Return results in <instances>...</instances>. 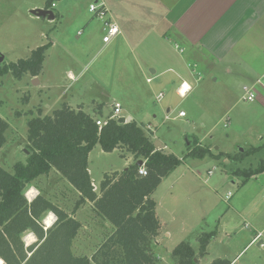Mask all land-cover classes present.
Here are the masks:
<instances>
[{"label":"rangeland","instance_id":"rangeland-1","mask_svg":"<svg viewBox=\"0 0 264 264\" xmlns=\"http://www.w3.org/2000/svg\"><path fill=\"white\" fill-rule=\"evenodd\" d=\"M49 1L0 0V55L3 57L0 65L27 57L31 48L54 43L46 53L38 77L46 86L36 85L28 74L15 79L7 72L0 78V116L8 123L6 140L0 148V166L12 172L15 162H26V122L31 116L28 111L36 115L40 106L44 113L51 114L63 101H69L73 107L83 102L85 112L105 120L118 102L120 114L135 119L154 145L182 158L152 193L161 223L157 234L159 244L154 246V240L151 244L157 264H176L171 252L181 241L188 242L194 255H198L197 235L202 231L214 234L198 264H209L215 258L230 264H264V246L257 245L259 239H264V171L252 174L245 181L242 174L233 172L237 168L255 170L264 159V145L239 161L213 155L184 156L185 137L190 141L199 139L211 153L221 150L229 154L239 153L240 147H236L235 141L252 139L253 136L232 125L223 126L227 120L218 109L215 95L218 88L214 86L206 96L197 89L183 98L176 97L169 111L162 110L146 95L144 79L138 78L135 61L138 52L128 49L125 43H114L113 38L103 42V20L109 15L88 11V4L96 0H53V11L57 14L53 20L30 12L33 6L44 8ZM104 1L110 9L112 0ZM67 70L76 78L67 76ZM97 104L102 106L98 115L94 113ZM180 110L184 116H178ZM247 147L244 148L250 150ZM131 163L133 159L125 150L106 152L96 144L88 154L94 190L98 193L105 173L120 172ZM30 184L80 222L74 240L76 255L95 252L113 231L109 221L90 201L73 212L79 193L54 168ZM30 192L26 191L25 195L31 199ZM55 219L54 215L44 217L50 224ZM42 224L46 228L43 220ZM254 232L261 235L252 242ZM26 239L29 236L25 235V242Z\"/></svg>","mask_w":264,"mask_h":264},{"label":"trees","instance_id":"trees-1","mask_svg":"<svg viewBox=\"0 0 264 264\" xmlns=\"http://www.w3.org/2000/svg\"><path fill=\"white\" fill-rule=\"evenodd\" d=\"M52 2L50 0L45 7H50ZM49 47L50 42L44 43L31 49L27 57L0 65V78L7 72L15 79H21L25 74L36 77L42 70ZM94 113L101 114L99 106ZM30 115L26 122V162H15L12 172L0 166V258L3 264H157L151 244L159 233L160 221L152 193L182 158L157 149L138 123L133 119L125 122L123 116L111 118L109 115L106 123L98 127V116L95 118L93 114L65 103L51 114H42L38 110L36 115ZM7 127V121L0 116V148L5 143ZM193 140L188 139L186 157L213 155L240 160L256 150L234 155L213 154L209 147ZM96 144L106 152L125 150L133 159L126 169L105 173L99 182L98 193L88 170V154ZM137 160L143 161L145 174L138 172ZM52 168L79 193L73 212L85 201H90L113 226L111 234L91 257L75 255L71 250L80 228L78 220L41 194L30 201L25 196L29 184ZM260 171H264V159L255 170H233L244 176L243 181ZM49 211L56 219L45 229L42 220ZM27 232L33 233L36 240L25 246L22 238ZM213 234L209 231L198 235L200 256L206 253ZM171 254L176 258V264H197L187 242L178 243ZM210 264H229V261L215 259Z\"/></svg>","mask_w":264,"mask_h":264},{"label":"crops","instance_id":"crops-1","mask_svg":"<svg viewBox=\"0 0 264 264\" xmlns=\"http://www.w3.org/2000/svg\"><path fill=\"white\" fill-rule=\"evenodd\" d=\"M112 2L115 7L111 4L109 17L120 30L119 34L112 37L114 43H125L128 49L138 52L139 57H135L139 68L138 78L144 79L146 95L153 102L167 112L176 97L183 98L197 89L202 90L203 96L210 95L211 88L216 86L218 109L227 120V124L223 123V126L232 125L236 130L254 137L244 139L242 142L235 141L236 147H240L238 152L247 150L244 148L247 145L248 149H256L255 151L264 145V87L257 86L254 101L241 99L242 86L252 84L264 75V0H112ZM147 40L149 41L146 42ZM53 44L50 43L48 49H51ZM143 66L145 68H142ZM66 75L75 77L70 70L66 71ZM38 77L39 75L29 76L32 81L35 78L36 85L46 86ZM182 82L190 86L189 92L183 97L178 92ZM159 93L163 95L160 100L157 99ZM62 103L84 111L83 102H79L76 107L69 101ZM98 106L101 110V104H97L94 112ZM37 108L41 109L42 114H46L40 106ZM165 115L167 114H164V117ZM185 140L187 145L188 137H185ZM196 141L197 144L205 146L199 139ZM219 152L231 153L221 150ZM26 191L33 193L31 199L25 195L28 201L39 194L38 188L33 184H30ZM48 215L55 216L49 211L44 217ZM43 222L46 224L44 218ZM25 235L29 236L27 242L24 240ZM255 236L254 232L252 242ZM75 239L76 236L72 241L71 250L73 248L72 252L76 255ZM22 240L26 246L34 242L36 237L33 233L27 232ZM158 244L157 235L153 245ZM93 252L86 256L90 257ZM195 256L198 264L201 256L199 254ZM0 264H3L1 258Z\"/></svg>","mask_w":264,"mask_h":264},{"label":"built area","instance_id":"built-area-1","mask_svg":"<svg viewBox=\"0 0 264 264\" xmlns=\"http://www.w3.org/2000/svg\"><path fill=\"white\" fill-rule=\"evenodd\" d=\"M53 7H54V2L51 3L50 7H44V8H50L53 10ZM88 11L94 13L95 15H101V16L109 15V9L107 8L104 0H100L99 2L96 0L94 3H90L88 5ZM103 29L105 30V34L102 39L103 42L105 43L109 42L112 39V37L116 36L120 32L118 25L109 16L103 20ZM147 80L150 81V79ZM185 84H186L185 82H182L178 88L179 95H181L182 97L185 96L190 90V86L188 85L187 87L181 89ZM257 86L264 87V75L261 76L260 78H257L252 84H245L242 86L241 99L243 101H248V102L254 101L256 98ZM162 96L163 95L159 93L157 95V99L160 100ZM120 110H121V105L118 102L114 103L113 111L110 117L111 118L121 117ZM178 116H184L183 111H179ZM164 118L167 119V115H165ZM105 123H106L105 120H100V119L96 120V124L98 127H101ZM138 172L140 174L146 173L143 167H139ZM260 235H261L260 232L256 233L255 240H257ZM258 241L260 246H264V239H259Z\"/></svg>","mask_w":264,"mask_h":264},{"label":"water","instance_id":"water-1","mask_svg":"<svg viewBox=\"0 0 264 264\" xmlns=\"http://www.w3.org/2000/svg\"><path fill=\"white\" fill-rule=\"evenodd\" d=\"M30 12L36 17H42V18H45V19H48V20H53L55 18V13L50 8H43V7L34 8ZM2 61H3V57L0 55V63ZM34 81H35V78H34ZM130 120H131V116H126L125 122H129ZM24 151H25V153H28V151L26 149ZM136 165L138 167L143 166V161L142 160H137L136 161ZM46 228H48V226H46ZM257 245H259V243H257ZM195 260H196V258H195Z\"/></svg>","mask_w":264,"mask_h":264},{"label":"bare ground","instance_id":"bare-ground-1","mask_svg":"<svg viewBox=\"0 0 264 264\" xmlns=\"http://www.w3.org/2000/svg\"><path fill=\"white\" fill-rule=\"evenodd\" d=\"M184 87H187V85H184L181 89H183ZM52 224V223H51ZM50 224V221L49 220H46V225L49 227V225H51ZM31 239H33V238H31Z\"/></svg>","mask_w":264,"mask_h":264}]
</instances>
